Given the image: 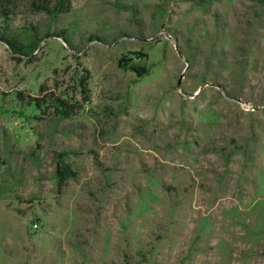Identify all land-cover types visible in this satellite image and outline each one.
I'll return each mask as SVG.
<instances>
[{"label":"rangeland","instance_id":"obj_1","mask_svg":"<svg viewBox=\"0 0 264 264\" xmlns=\"http://www.w3.org/2000/svg\"><path fill=\"white\" fill-rule=\"evenodd\" d=\"M51 2L0 9V264H264V0Z\"/></svg>","mask_w":264,"mask_h":264},{"label":"trees","instance_id":"obj_2","mask_svg":"<svg viewBox=\"0 0 264 264\" xmlns=\"http://www.w3.org/2000/svg\"><path fill=\"white\" fill-rule=\"evenodd\" d=\"M9 0H0V9L5 8ZM41 10L46 12L49 16H56L68 11L69 2L68 0H52L47 6L40 7ZM0 40L7 44L15 52H21L19 43L13 39H8L3 37L0 33ZM79 93L81 95L85 94L86 81L80 79L77 83ZM34 108L40 110L42 107H50L52 113L59 118H68L74 114L77 106L69 104L64 97H50L45 95L44 98H35L31 100ZM55 177L57 180V185L60 187L65 181L73 179L75 173L70 169V167L64 163H58L55 170Z\"/></svg>","mask_w":264,"mask_h":264},{"label":"water","instance_id":"obj_3","mask_svg":"<svg viewBox=\"0 0 264 264\" xmlns=\"http://www.w3.org/2000/svg\"><path fill=\"white\" fill-rule=\"evenodd\" d=\"M178 86H179V83H178ZM203 86H205V84Z\"/></svg>","mask_w":264,"mask_h":264}]
</instances>
